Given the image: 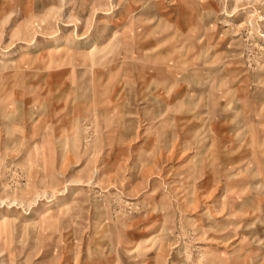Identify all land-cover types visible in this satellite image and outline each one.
I'll use <instances>...</instances> for the list:
<instances>
[{
	"label": "rangeland",
	"instance_id": "374dc122",
	"mask_svg": "<svg viewBox=\"0 0 264 264\" xmlns=\"http://www.w3.org/2000/svg\"><path fill=\"white\" fill-rule=\"evenodd\" d=\"M0 264H264V0H0Z\"/></svg>",
	"mask_w": 264,
	"mask_h": 264
},
{
	"label": "crops",
	"instance_id": "0c3cea01",
	"mask_svg": "<svg viewBox=\"0 0 264 264\" xmlns=\"http://www.w3.org/2000/svg\"><path fill=\"white\" fill-rule=\"evenodd\" d=\"M249 205H253L252 206L253 208H249ZM235 208H242V209H235ZM255 208H258V206L256 205L255 202H253V199H249L248 201L245 200L244 203L235 205L231 210V212H236V213L239 212L241 214H244L246 211H248L247 209L253 210Z\"/></svg>",
	"mask_w": 264,
	"mask_h": 264
},
{
	"label": "bare ground",
	"instance_id": "6f19581e",
	"mask_svg": "<svg viewBox=\"0 0 264 264\" xmlns=\"http://www.w3.org/2000/svg\"><path fill=\"white\" fill-rule=\"evenodd\" d=\"M140 14V13H139ZM144 20V19H143ZM118 21H120V20H118ZM140 21V20H139ZM146 21V20H145ZM58 47V46H57ZM51 48H53V47H51ZM63 47H60V48H57V50H60V49H62ZM67 48H65V54H67V52H69L68 50H66ZM44 50V49H43ZM43 50H42V52H43ZM56 50V49H55ZM40 52V51H39ZM40 55V54H39ZM93 55V53H91L89 50H84L83 52H82V56H84V57H86V58H90L91 56ZM210 60V59H209ZM178 80V79H177ZM194 83V82H193Z\"/></svg>",
	"mask_w": 264,
	"mask_h": 264
}]
</instances>
